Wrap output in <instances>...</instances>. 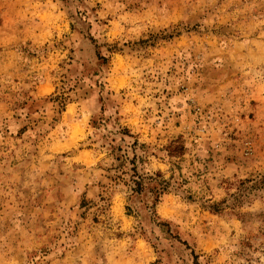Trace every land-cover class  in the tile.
<instances>
[{
    "label": "rangeland",
    "instance_id": "374dc122",
    "mask_svg": "<svg viewBox=\"0 0 264 264\" xmlns=\"http://www.w3.org/2000/svg\"><path fill=\"white\" fill-rule=\"evenodd\" d=\"M0 264H264V0H0Z\"/></svg>",
    "mask_w": 264,
    "mask_h": 264
}]
</instances>
